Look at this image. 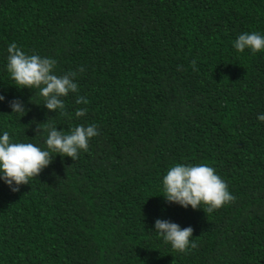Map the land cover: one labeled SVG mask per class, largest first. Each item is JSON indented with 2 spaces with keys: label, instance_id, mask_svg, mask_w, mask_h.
Returning <instances> with one entry per match:
<instances>
[{
  "label": "trees",
  "instance_id": "trees-1",
  "mask_svg": "<svg viewBox=\"0 0 264 264\" xmlns=\"http://www.w3.org/2000/svg\"><path fill=\"white\" fill-rule=\"evenodd\" d=\"M244 32L264 34V0H0V132L44 147L38 124L99 130L18 191L0 182V264H264V51H236ZM10 43L76 72L65 114L16 87ZM177 163L211 166L234 199L167 203ZM156 219L192 227L196 246L173 250Z\"/></svg>",
  "mask_w": 264,
  "mask_h": 264
},
{
  "label": "clouds",
  "instance_id": "clouds-1",
  "mask_svg": "<svg viewBox=\"0 0 264 264\" xmlns=\"http://www.w3.org/2000/svg\"><path fill=\"white\" fill-rule=\"evenodd\" d=\"M233 46L238 52L264 51V34L241 33L234 40ZM7 53L6 69L16 87L38 90L46 109L65 114L66 106L62 97L78 93L76 72L57 75V62L54 58L38 54L28 55L16 43L8 45ZM78 71L83 72V66ZM4 101L5 96L0 95V103ZM76 103L86 104L87 101L78 95ZM9 107L12 113L20 117L26 115L27 108L19 99L10 101ZM86 113V108H78L75 116L84 117ZM257 119L264 122V113L259 114ZM40 125H37V134L44 135V147L32 142H16L8 131L0 132V182L12 191H18L19 186L28 184L31 178L37 177L57 155L77 160L82 151L88 150L90 140L99 135L95 124L79 125L67 132L63 129L57 130L55 124H47L45 128ZM53 153L56 155L53 156ZM162 187L164 194L161 196L167 203H174L185 209L189 206L192 209H204L203 206H207L210 212L234 199L216 170L204 163H177L170 166L163 176ZM153 232L162 237L165 244H170L173 250L179 252L196 246L192 240L193 228L190 226L182 228L170 220L156 219Z\"/></svg>",
  "mask_w": 264,
  "mask_h": 264
}]
</instances>
